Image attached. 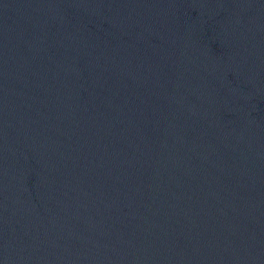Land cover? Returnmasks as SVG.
<instances>
[{
    "label": "water",
    "instance_id": "obj_1",
    "mask_svg": "<svg viewBox=\"0 0 264 264\" xmlns=\"http://www.w3.org/2000/svg\"><path fill=\"white\" fill-rule=\"evenodd\" d=\"M0 264H264V0H0Z\"/></svg>",
    "mask_w": 264,
    "mask_h": 264
}]
</instances>
